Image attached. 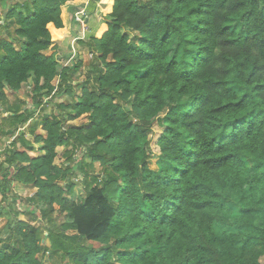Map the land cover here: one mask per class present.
<instances>
[{
    "label": "clouds",
    "instance_id": "1",
    "mask_svg": "<svg viewBox=\"0 0 264 264\" xmlns=\"http://www.w3.org/2000/svg\"><path fill=\"white\" fill-rule=\"evenodd\" d=\"M0 264H264V0H0Z\"/></svg>",
    "mask_w": 264,
    "mask_h": 264
}]
</instances>
